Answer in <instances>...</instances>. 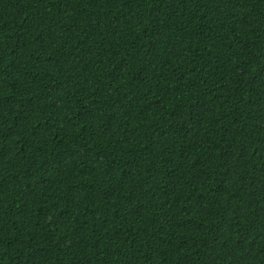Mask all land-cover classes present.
Wrapping results in <instances>:
<instances>
[{"label": "trees", "instance_id": "obj_1", "mask_svg": "<svg viewBox=\"0 0 264 264\" xmlns=\"http://www.w3.org/2000/svg\"><path fill=\"white\" fill-rule=\"evenodd\" d=\"M0 264H264V0H0Z\"/></svg>", "mask_w": 264, "mask_h": 264}]
</instances>
